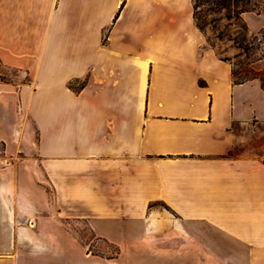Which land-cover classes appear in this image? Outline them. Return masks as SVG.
<instances>
[{
    "label": "crops",
    "instance_id": "crops-1",
    "mask_svg": "<svg viewBox=\"0 0 264 264\" xmlns=\"http://www.w3.org/2000/svg\"><path fill=\"white\" fill-rule=\"evenodd\" d=\"M209 32L194 0H0V264H264V88Z\"/></svg>",
    "mask_w": 264,
    "mask_h": 264
},
{
    "label": "rangeland",
    "instance_id": "rangeland-1",
    "mask_svg": "<svg viewBox=\"0 0 264 264\" xmlns=\"http://www.w3.org/2000/svg\"><path fill=\"white\" fill-rule=\"evenodd\" d=\"M213 1L214 0H199L201 5V17L203 21L207 24L213 23V25L216 27V30H214L213 26H208L210 31L208 35L209 46L215 50L221 59L229 58L231 60V64L233 65V69L235 66H237V70H240L241 68L255 70L254 65H251V61H253V59L257 57L260 52L254 51L258 55H250L249 59L234 41V39L237 37L242 41V37L246 35V31L242 29V24L238 19L235 18L234 11L236 9H218L215 5H213ZM229 16L233 18L228 19L227 17ZM219 36H222L223 40L219 39ZM248 38L253 44L250 45L248 42L245 43V46H253L255 49L260 47L263 49L262 43L264 42V35L262 36L259 34L256 36H251L248 33ZM230 49H235L236 53L229 55ZM261 61H264V59ZM263 70L264 68L262 70L255 71L261 72ZM0 78L3 77L1 76ZM7 79L17 83L28 81L27 76L17 71H8ZM9 163L10 159L5 155V147L0 145V165H7ZM69 228L71 229V232L74 233L75 238L81 244L83 253L88 255H96L104 260L116 259L119 256L120 249L117 246L109 242L96 239L94 240L88 232L87 226H85V224H71V227ZM180 244L181 242L178 241L177 245L179 246Z\"/></svg>",
    "mask_w": 264,
    "mask_h": 264
},
{
    "label": "trees",
    "instance_id": "trees-1",
    "mask_svg": "<svg viewBox=\"0 0 264 264\" xmlns=\"http://www.w3.org/2000/svg\"><path fill=\"white\" fill-rule=\"evenodd\" d=\"M213 5H215L218 9H226L229 10L231 8H235L234 11L235 18L240 21L242 24V29L246 31V35L242 37V41L240 38H235L234 41L238 45V47L243 51V53L250 59V55H258L254 51H259L260 54L251 61V65L261 61L264 59V50L260 47L254 48L253 46L248 47L245 46V43H250L252 45V41L248 38V27L245 24L242 15L244 13L253 12L256 14H262L264 13V0H214ZM231 15V14H230ZM228 19L233 18L231 16L227 17ZM194 19L196 22L197 27L202 32H205L209 25L214 27V30H216V27L211 24H207L203 21L201 17V5L199 3V0H194ZM260 35H264V32H261ZM219 39L223 40L222 36H219ZM264 45V42L262 43ZM261 56V57H259ZM224 61H231L229 58H222ZM233 81L235 84H244L250 81L259 80L261 82L262 87L264 88V70L261 72H257L253 69H240L237 70V66L234 67L232 71ZM85 83H80L79 85H75L74 83H71L69 86L72 90L75 92H79L81 89L84 88ZM3 147H5L4 144H2ZM168 211H171L167 206H163Z\"/></svg>",
    "mask_w": 264,
    "mask_h": 264
},
{
    "label": "built area",
    "instance_id": "built-area-1",
    "mask_svg": "<svg viewBox=\"0 0 264 264\" xmlns=\"http://www.w3.org/2000/svg\"><path fill=\"white\" fill-rule=\"evenodd\" d=\"M26 222H28L27 220H26ZM29 226H31V224L29 223Z\"/></svg>",
    "mask_w": 264,
    "mask_h": 264
},
{
    "label": "bare ground",
    "instance_id": "bare-ground-1",
    "mask_svg": "<svg viewBox=\"0 0 264 264\" xmlns=\"http://www.w3.org/2000/svg\"><path fill=\"white\" fill-rule=\"evenodd\" d=\"M31 227H33V225H31Z\"/></svg>",
    "mask_w": 264,
    "mask_h": 264
}]
</instances>
